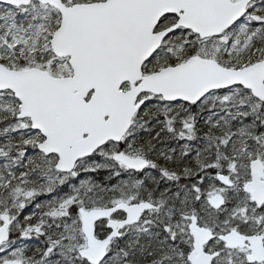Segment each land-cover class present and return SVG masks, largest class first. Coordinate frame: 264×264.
I'll return each instance as SVG.
<instances>
[{"label": "snow or ice", "instance_id": "snow-or-ice-1", "mask_svg": "<svg viewBox=\"0 0 264 264\" xmlns=\"http://www.w3.org/2000/svg\"><path fill=\"white\" fill-rule=\"evenodd\" d=\"M0 264H264V0H0Z\"/></svg>", "mask_w": 264, "mask_h": 264}]
</instances>
